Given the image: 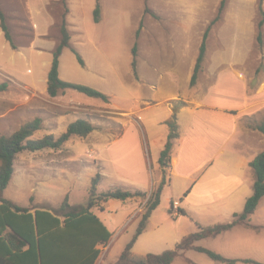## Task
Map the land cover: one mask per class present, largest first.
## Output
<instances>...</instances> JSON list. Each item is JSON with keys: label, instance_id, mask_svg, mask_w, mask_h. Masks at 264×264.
Segmentation results:
<instances>
[{"label": "rangeland", "instance_id": "1", "mask_svg": "<svg viewBox=\"0 0 264 264\" xmlns=\"http://www.w3.org/2000/svg\"><path fill=\"white\" fill-rule=\"evenodd\" d=\"M70 1L73 12L69 15V21H80L84 31L82 41L78 40L76 33H73L72 41L79 48L82 58L86 59L87 67L79 63L71 48L65 49L60 56V78L97 89L110 97V103L75 90H67L56 98L49 97L46 91L47 76L53 53L33 46L35 29L30 19V4L41 8L42 0H0L13 40L23 47L15 55L12 51L1 54L0 50L3 71L10 75L3 78L0 74V82L8 83L7 89L0 91V136H9L35 119L41 120V130L34 135L35 138H42L46 134L58 137L70 123L80 118L87 119L95 127L89 136L73 137L61 149L19 154L12 181L4 192L5 198L22 207L40 209H59L66 198L71 205L87 206L91 199L92 180L99 167L94 162L109 159L107 150L95 142L103 136L107 137L108 142L118 139L130 123L138 127V123H141L145 142L149 146L151 176L155 182L160 181L163 173L156 163L160 144L153 145L149 139L155 112L154 108L146 106L151 103L150 100H162L172 96L175 91L192 95L197 87L204 84L209 86L217 74L231 79L229 66L223 65V69H219V65L231 58V23L228 26L227 23L231 22L233 16L253 18L251 51L246 61L234 69L249 79L250 93L259 89L262 95L261 100L254 102L258 114L244 117L243 123L247 127L248 124H264V26H258L261 19L259 0H104L106 15L113 17V21L103 26L94 20L95 0ZM222 1L221 18L212 27L207 39L203 69L198 74L197 83L191 86V81L187 82L188 72L193 61H196L207 27L218 16ZM59 7V23H62L67 6L61 2ZM60 27L61 24L57 32L61 36ZM259 32L262 45L257 41ZM2 42H5L4 39ZM134 45L137 46L138 79L132 71ZM210 67L218 72L209 74ZM171 78L177 83L179 81L178 87ZM152 82L159 84L157 91L150 88ZM178 102L181 101L176 96L165 100V105L174 108ZM107 171L110 172L109 169ZM169 171L167 174L172 181L164 188L159 207L153 212L145 232L133 248L136 259L149 253L160 254L173 249L184 237L197 232V224L203 219L189 212L188 216L181 214L188 211L189 205L195 203L198 197L193 195L189 201L186 200L190 179L177 176L172 169ZM157 185H154L155 188ZM116 187L123 186L110 184V181L99 184L100 192ZM153 187L145 192V197H136L124 203L131 212H135L129 217L118 211L122 204L119 200H111L104 213L99 208L94 209L97 215L101 214L105 226L113 234L97 264L115 262L132 240ZM96 194H99L98 187ZM260 201L250 217V224L262 227L258 233L240 231L229 237H209L198 241L196 246L226 258L252 260L258 255L264 260V197ZM96 202L98 206H104L102 202ZM245 203L236 205L240 209L237 214L244 211ZM215 221L213 223H228L229 218L221 215ZM186 258L190 259L188 263L192 260L196 264H225L195 250L181 253L174 264H181ZM236 264L246 263L241 261Z\"/></svg>", "mask_w": 264, "mask_h": 264}, {"label": "crops", "instance_id": "2", "mask_svg": "<svg viewBox=\"0 0 264 264\" xmlns=\"http://www.w3.org/2000/svg\"><path fill=\"white\" fill-rule=\"evenodd\" d=\"M61 2L62 0H42L43 6L41 8L30 4V19L35 29L32 42L35 48L53 53L59 45L61 36L57 30L59 29L58 25L62 24L59 23L61 21L59 18L61 17L58 16L59 11H61L59 7ZM95 2L97 1L95 0ZM100 4L102 20L97 24L100 26H103L107 22L111 24L113 17L109 18L106 15L104 0H100ZM67 8L66 22L71 35V47L69 48H74L80 52L77 45L72 41L73 33L78 34V40L82 41L84 31L80 21L75 23L69 21V15L73 12L70 0H67ZM229 23H231V58L229 61L224 60L219 65V69H223L221 68L223 65H228V68L231 69V79L225 75L219 76L217 74L215 80L209 86H205L204 84L199 88L197 87V90L192 95H184L181 91H175L172 96L162 100H157L156 98L150 100L151 103L146 106L147 108H154L155 112L152 119L153 129L151 130L149 139L153 145H156L158 142L160 144L158 146V150L160 151L157 155L156 163L159 169H161L158 160L169 132L165 122L173 114V108L165 105V100L179 96V101L185 102V105L179 109L177 114L180 137L175 141L169 170L175 171V174L179 177H183L186 180L190 179V187L185 196L186 200L189 201L193 195H196L198 199L195 203L190 204L188 211L185 212L196 214L198 218L202 217L204 220H210V222H205L201 219L198 222L199 225L204 227L219 224L213 222H216L215 220H218L221 215H226L229 218L228 223L233 221L234 214L240 212V209H237L236 205L244 204L253 194L255 173L250 163L264 150V147L262 149V143L264 142L263 134L259 131L251 130L243 123L244 117H252L258 114L257 104L254 102L261 100L262 95L259 94V89L253 94L250 93L249 79L234 69L246 61L251 51L250 43L254 35L253 18L251 16H233L231 17V22L227 23V26ZM72 27H75V29H71ZM2 39L5 42H2ZM14 43L16 48H13L6 40L4 32L1 29V54L12 51L13 55H15V53L21 52L23 47H20L15 41ZM37 45H40V47ZM93 47L97 48V46ZM84 61V67H87L85 58ZM195 64L196 61H193L188 72V83L191 81ZM211 67L208 70L209 74L215 75L214 73L218 71L212 70ZM3 68V64L1 65L0 63L1 76L3 78L10 77V75L3 71ZM172 82L178 87L179 81L177 83L172 79ZM149 86L153 91L159 89V84L156 82H152ZM138 125L139 127L134 123L128 124L122 135L116 140L108 142L107 137L104 138L103 136L98 142H95L102 144L103 147L101 148L107 150L109 155V159H98L94 162L96 166H99L97 167V174L102 176L101 182L110 181V184L116 186L135 188L148 192L162 180L163 174L158 182H155L151 176L152 164L148 151L149 146L147 147L145 142L141 123H138ZM65 147L68 148L69 146ZM50 151L52 150L50 149ZM108 169L110 172L107 171ZM171 181L172 178L170 179ZM98 192L101 193L99 186ZM110 201L106 203L101 201L105 206V210L106 205ZM120 202L122 204H120L119 212L127 214V217L131 213L135 214V212H131V209L126 207L125 202ZM36 208L38 207L30 209L34 212ZM41 209L53 212L58 208ZM98 217L104 223L101 214ZM251 225L255 228L238 225L218 236L228 235L229 237L232 233L240 231H254V233H258L260 228H262L260 225ZM104 248L102 247V251ZM260 250L256 252L261 254ZM227 258L242 260L231 256ZM252 258V260L264 264V260L258 255ZM188 260L190 259L186 258L181 264H189ZM1 261L4 260L1 259ZM192 262L195 263L194 261Z\"/></svg>", "mask_w": 264, "mask_h": 264}, {"label": "trees", "instance_id": "3", "mask_svg": "<svg viewBox=\"0 0 264 264\" xmlns=\"http://www.w3.org/2000/svg\"><path fill=\"white\" fill-rule=\"evenodd\" d=\"M96 1L94 20L96 23H100L102 20L101 4L100 0ZM62 2L67 6V0H62ZM263 4L264 0H259L258 6L261 16L258 23L259 28L264 26ZM223 7L224 1L221 3L218 16L209 24L203 35L190 82L191 86L197 83L198 74L203 69L207 51V39L212 27L220 20ZM67 12L68 8L66 7L60 27V43L53 52L52 66L48 73L47 94L51 98H56L67 90H75L109 104L110 97L107 94L86 85L66 82L60 78V56L65 48L71 47V35L66 22ZM0 27L6 40L13 48H16L7 24V17L1 7ZM139 33L140 29L137 32V36ZM257 41L259 45H262L260 32L257 36ZM72 51L79 63L84 67L85 61L80 53L74 48H72ZM132 54V71L138 79L136 45L132 49ZM7 87V82L1 83L0 91H5ZM183 105H185L184 102H178L173 108V114L165 122L169 132L158 160L163 172L162 180L156 188L155 186L153 187L146 203L144 214L132 240L112 264H172L181 253L189 250L205 253L212 260L225 264H236L241 261L246 264H261L251 259H229L204 247L196 246V243L205 238L216 237L238 225L251 227L250 217L256 211L260 200L264 197V150L250 163L255 173L253 194L247 199L244 211L241 214H234L232 222L220 223L209 227L197 224L198 231L184 237L173 249H168L160 254L149 253L140 259H136L133 255V248L137 240L145 232L153 212L161 203L164 188L170 182L167 170L169 171L171 167L175 141L180 137L177 114ZM248 128L264 134V124H248ZM94 129L95 127L90 121L80 118L70 123L66 131L58 137L53 134H46L42 138H35L34 135L41 130V120L35 119L26 123L9 136H0V242H2L0 245V264H97L102 255V247L107 246L113 234L94 212L95 208H99L101 212L105 210L104 206H98L96 201L106 203L109 200H120L126 202L136 197L146 196V193L142 190L125 187H116L96 194L102 178L100 174H97L92 180L91 199L87 206H72L69 203V199L66 198L62 206L53 212L38 208L32 212L30 208L22 207L4 197V192L15 173V163L19 154L46 149L58 150L73 137L85 138ZM181 214L184 216L188 215L185 211H182ZM1 259L4 261H1ZM189 263L196 264L192 261H189Z\"/></svg>", "mask_w": 264, "mask_h": 264}]
</instances>
